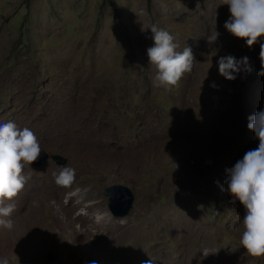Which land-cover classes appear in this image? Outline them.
Instances as JSON below:
<instances>
[{"label":"rangeland","instance_id":"1","mask_svg":"<svg viewBox=\"0 0 264 264\" xmlns=\"http://www.w3.org/2000/svg\"><path fill=\"white\" fill-rule=\"evenodd\" d=\"M223 3L0 0V124L29 128L49 155L26 165V176L75 170L74 182L56 184L54 196L38 191L27 200L23 189L8 202L13 227L0 226V260L264 264L240 245L246 212L230 202L225 183L226 170L259 144L247 125L264 109V38L249 48L227 32ZM153 23L173 36L177 51L188 47L194 56L171 92L152 87L153 40L144 26ZM229 55L247 57L250 71L222 77L217 62ZM112 185L133 194L123 218L108 210L103 190ZM204 249L212 254L203 257Z\"/></svg>","mask_w":264,"mask_h":264},{"label":"clouds","instance_id":"2","mask_svg":"<svg viewBox=\"0 0 264 264\" xmlns=\"http://www.w3.org/2000/svg\"><path fill=\"white\" fill-rule=\"evenodd\" d=\"M229 8L230 18L224 28L232 36L246 41L251 48L260 38H264V0H224ZM145 30L152 34L153 46L147 49L149 65L154 68L152 87L171 92L186 73L193 68L194 56L188 47L177 51L173 36L157 24H147ZM219 36L215 31L207 40L214 43ZM261 72L264 76V43L260 44ZM219 74L226 80H234L243 70L250 71L248 58L237 60L229 55L218 60ZM248 129L258 139V147L247 151L243 159L226 170L227 191L233 199L244 207L243 232L240 245L250 258L264 257V109L249 117ZM41 153L39 141L32 130L20 129L14 122L0 124V226L7 230L13 227L10 218L15 210L12 201L24 189L30 176L24 174L26 165L37 161ZM55 183L61 187L70 186L75 180V170L61 166L54 173ZM203 257L212 254L209 249L201 251ZM0 264H8L6 259ZM147 264H152L151 260Z\"/></svg>","mask_w":264,"mask_h":264},{"label":"water","instance_id":"3","mask_svg":"<svg viewBox=\"0 0 264 264\" xmlns=\"http://www.w3.org/2000/svg\"><path fill=\"white\" fill-rule=\"evenodd\" d=\"M48 158L49 155L41 150L37 161L31 164V166H39ZM51 158L59 165H63L65 163V160L58 156H52ZM103 194L107 197V207L113 217L123 218L128 215L129 211L132 209V203L134 201L133 194L128 187L123 185H112L104 188ZM54 259L55 256L52 253H49L46 261L52 262Z\"/></svg>","mask_w":264,"mask_h":264},{"label":"bare ground","instance_id":"4","mask_svg":"<svg viewBox=\"0 0 264 264\" xmlns=\"http://www.w3.org/2000/svg\"><path fill=\"white\" fill-rule=\"evenodd\" d=\"M64 121L66 122V120H64ZM62 124H63V122L60 125H62ZM53 174L51 172H49L48 175L46 174V178L41 177V179H40V177L39 178H35V177L33 178L31 175L30 179L27 181V183L24 187V191L22 194L23 197L26 198L27 200L33 199L34 197H36V192H38V191L41 192V194H43L44 196H54V193L56 190H58V188H55L56 183H55V178H54ZM27 176H29V175L27 174ZM23 197H22V199H23ZM31 220H33V219H31ZM104 221H108V220H106V217L104 219H101L102 223ZM36 224H37V220H34L32 222L30 221L27 228L29 229L33 226H36Z\"/></svg>","mask_w":264,"mask_h":264}]
</instances>
